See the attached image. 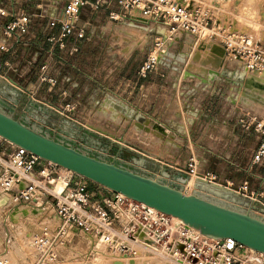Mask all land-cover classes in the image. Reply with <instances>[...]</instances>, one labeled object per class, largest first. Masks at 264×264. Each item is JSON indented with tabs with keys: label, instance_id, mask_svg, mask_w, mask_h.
Wrapping results in <instances>:
<instances>
[{
	"label": "crops",
	"instance_id": "obj_1",
	"mask_svg": "<svg viewBox=\"0 0 264 264\" xmlns=\"http://www.w3.org/2000/svg\"><path fill=\"white\" fill-rule=\"evenodd\" d=\"M87 1L76 26L77 33L83 31L85 38L79 40L73 36L61 49L59 43L49 42L50 37L57 38L60 34L58 27L50 29L49 21L60 14L69 0H0V9L9 14L8 17L0 15V101L32 123L45 128L57 127L61 135L72 141L87 135L79 127H74L75 133L71 132L62 126L65 121L73 120L109 137L123 139L137 151L174 169L187 167L188 160L197 156L201 159L199 169L216 174L226 186L239 190L247 183L248 197L264 193V166L251 169L260 141L238 122L246 114L264 118L253 108L264 109V99L258 97L259 88L249 84L241 88L238 81L239 76L247 82L250 77H263L264 73H248L242 62L225 59L226 77L212 82L196 64L201 72H189L201 76L202 80L182 78L186 68L179 72L176 63L182 59L189 62L197 45L194 36L183 34L166 47L175 50L183 42L182 59L177 60L169 51L153 74L139 78L133 52L125 59L111 55L110 41L118 29L138 31L143 28L142 24L143 29H149L147 34L153 41L157 29L141 22L109 20L106 7L96 11L92 8L94 0ZM21 10L32 17L29 32L20 37L9 36L6 27L13 14ZM199 53L205 58L215 57L208 48L205 56ZM44 66L49 68L45 71L46 77L55 79L53 87L47 81L36 83ZM10 79L24 95L6 85L5 80ZM31 98L52 104L61 114L32 105ZM112 102L139 114L146 122L139 124L129 119L113 108ZM146 127L162 129L161 141L154 133H145ZM204 158L217 159L219 169L206 168ZM150 169L149 172L160 176L152 165Z\"/></svg>",
	"mask_w": 264,
	"mask_h": 264
},
{
	"label": "built area",
	"instance_id": "obj_2",
	"mask_svg": "<svg viewBox=\"0 0 264 264\" xmlns=\"http://www.w3.org/2000/svg\"><path fill=\"white\" fill-rule=\"evenodd\" d=\"M87 0H69L60 14L49 21L50 29L59 28L60 48L73 36L82 40L84 32L76 26ZM106 7L109 18L115 22L135 23L144 20L147 27L157 29L153 50L148 53L137 71L139 78L153 74L166 47L158 30L163 28L171 44L183 34L194 36L197 42L207 31L215 29L211 7L204 0H94V10ZM0 15L9 14L0 9ZM6 34L18 37L29 32L32 17L25 10L13 14ZM217 28V27H216ZM218 29V28H217ZM209 36L206 49L214 43L226 51L225 59L242 62L248 73H264V47L244 34L219 29ZM204 40V39H202ZM218 41V42H217ZM196 42V44H197ZM42 67L37 84L55 79L47 78ZM239 124L245 131L254 133L259 145L251 160V169L264 166V118L247 114ZM193 163L181 168L190 178L221 185L248 197V184L235 190L220 178L207 171H195ZM91 182L63 168L41 160L34 154L0 138V193L8 200L5 208L27 207L30 210L52 209L54 229L45 230L34 238L40 262L53 261L60 250L80 237L90 245L101 247L112 259L141 258L149 255L167 264H264V254L247 249L232 239L215 240L144 204L108 191L100 186L91 191ZM58 185L62 187L57 189ZM193 191V190H192ZM264 193L249 196L256 205L254 214L264 219ZM0 251V264H7Z\"/></svg>",
	"mask_w": 264,
	"mask_h": 264
},
{
	"label": "water",
	"instance_id": "obj_3",
	"mask_svg": "<svg viewBox=\"0 0 264 264\" xmlns=\"http://www.w3.org/2000/svg\"><path fill=\"white\" fill-rule=\"evenodd\" d=\"M137 22L147 23L144 20ZM163 41H167L166 36ZM215 45L218 44L214 43L212 46ZM223 50L226 56V51L224 48ZM163 54L166 55L167 51ZM223 68L224 62L217 69L202 65L201 70L214 82L216 78L228 76V72L223 71ZM183 76L185 79H201V76L187 71ZM238 81L239 87L242 88L246 80L239 76ZM5 83L19 95L25 94L11 79L5 80ZM31 103L41 109L61 114L52 104L33 98ZM111 105L129 119L137 120L139 124L146 122L142 116L128 112L122 105L114 102ZM62 126H66L73 133L74 127H79L87 137H75L70 133L77 139L72 141L61 135L57 127L45 128L32 123L24 115H16L0 101V138L4 141L108 191L177 218L203 236L215 240L232 239L247 249L264 254V219L254 214L256 205L249 197L201 180L195 181L190 194L185 193L184 187L190 181V176L181 169L163 165L132 148L123 139L109 137L102 131L79 122L65 121ZM156 130L164 132L159 127H156ZM150 165L160 176L148 171L151 170ZM7 202L6 199H0V205L6 206Z\"/></svg>",
	"mask_w": 264,
	"mask_h": 264
},
{
	"label": "rangeland",
	"instance_id": "obj_4",
	"mask_svg": "<svg viewBox=\"0 0 264 264\" xmlns=\"http://www.w3.org/2000/svg\"><path fill=\"white\" fill-rule=\"evenodd\" d=\"M204 1L208 6L211 7L215 29L213 31L206 32L205 35L201 37V40L198 41L197 45L195 46L194 54L192 55L189 62L185 61V59L183 63L182 61L181 63H179L180 61L176 63V67L179 72L185 68L187 72L190 70L201 72V70L197 68L196 64L200 65V68H202L203 65L211 69H215V67L220 64L221 61H219V59L221 58L219 55L216 56L215 54H212L215 57L209 56L208 58H205L199 53L203 52L204 56L206 55V40L209 36H212L213 33L218 34L217 32L219 29L244 34L254 42L264 47V0ZM109 20L111 19L109 18ZM141 27L145 28L143 24ZM143 28L141 30L139 29L138 31H133L126 28L118 29V32L110 41L111 47L113 48L111 55H119L125 59L133 52L131 55L136 61L135 65L140 68L146 55L153 50L154 45V38L153 41H151V37L147 34L149 29L147 30ZM135 47L137 48L135 51H133ZM212 48L213 46H211V49ZM182 49L183 42H181V45L175 50H172L170 47L166 50L167 53L170 51V54H174L178 60L181 57L180 55ZM192 52L193 51H191L190 54H192ZM182 78H184L183 75ZM247 84L250 86L254 85L255 88H259L260 91L258 92V97H262L264 99V76L259 78L250 77L244 86ZM253 108L259 115H264V109L260 107ZM187 124L188 121H185V125ZM162 128L167 131L165 127ZM144 132L147 134L154 133L152 135L159 137L156 138L158 141H161V138L163 137V134L157 130H144ZM204 160H207L205 167L209 170L217 171L219 169L220 164L218 163L217 159L204 158ZM200 162L201 159H199L197 156H192L188 160L187 164L193 163V165H196V167L194 166L195 171H198L200 170ZM191 180L195 182L194 177H192ZM92 185H95L93 187L97 188L95 191L92 189L91 191L97 192L100 190V187L93 183L91 184L90 188H93ZM193 187L189 189V187L187 188V186H185V193L190 194L193 190ZM0 208L2 209V207ZM14 209H11L10 211H8L9 209L7 208L0 210V251L3 252L4 250L3 258L7 261V264H126V260H132L129 264H164L162 260L153 258L149 255H142L141 260L139 258L122 260L112 259V257H109L108 253H106V251H104L101 247H96L97 245L92 246L87 240H84L80 237L74 238L73 241L66 247V249L60 250L57 253L56 259L42 263L40 262V255L38 254V251L34 245V238L45 230L54 229V222L52 220L55 218L53 216L52 209L47 208L48 210H44L41 208L43 210L44 217H41V219L31 216L24 219L20 218L19 220H21V222L17 223V225H14L12 222H6ZM91 247H94L93 251Z\"/></svg>",
	"mask_w": 264,
	"mask_h": 264
},
{
	"label": "bare ground",
	"instance_id": "obj_5",
	"mask_svg": "<svg viewBox=\"0 0 264 264\" xmlns=\"http://www.w3.org/2000/svg\"><path fill=\"white\" fill-rule=\"evenodd\" d=\"M207 32H209V31H207ZM165 30L163 29V28H160L159 29V32H158V36L160 37V38H162V40H164V36H165ZM164 43V45H165V47H167V46H169L167 43H165V41H163ZM211 53L212 54H216V55H219L220 56V58H221V64L223 63V61H224V50H223V47L222 46H219V45H215L212 49H211ZM221 64L220 65H218L217 67H215V69H217V68H219L220 66H221ZM144 129V128H143ZM151 129H153V130H156V129H154V128H151ZM149 127H146L144 130H151ZM158 131V130H157ZM150 132V131H149ZM163 134V133H162ZM164 135V134H163ZM64 170H66V169H64ZM66 171H68V170H66ZM70 172V171H69ZM195 184V183H194ZM187 185V188L189 187V189L191 188V187H193V180H191V178H190V181L188 182V184H186ZM185 185V186H186ZM62 187V185H58V187H57V189H59L60 190V188ZM0 199H6V196H3L1 193H0ZM7 200V199H6ZM8 201V200H7ZM0 207H2V209H4L5 208V206L4 205H0ZM1 208H0V210H2ZM44 214H43V212H42V209H39L37 212H35V211H32V210H30L29 208H27V207H16L14 210H13V212L10 214V216L8 217V220L6 221V222H8V223H10V222H12L14 225H17V223H20L21 222V220H19L20 218L21 219H24V218H27V217H29V216H31V217H37V218H39V219H41V217H44L43 216ZM46 215V214H45ZM40 216V217H39ZM1 217V216H0ZM43 219V218H42ZM177 221H179V222H182V221H180L179 219H177V218H175ZM45 220V219H44ZM54 223H55V219L54 220H52ZM97 247V246H96ZM95 247V248H96ZM94 248V247H93ZM92 247H91V249H92V251L94 250ZM122 259H128V258H121V260ZM130 259V258H129ZM140 260H141V258H139ZM143 259V258H142ZM130 261V262H129ZM131 261L132 260H126L125 261V263L126 264H129V263H131ZM138 261V260H137ZM123 262H124V260H123ZM136 262V261H135ZM141 262V261H140ZM145 262V261H144ZM138 263V262H137ZM146 263V262H145ZM123 264V263H122ZM164 264H167V263H164Z\"/></svg>",
	"mask_w": 264,
	"mask_h": 264
}]
</instances>
